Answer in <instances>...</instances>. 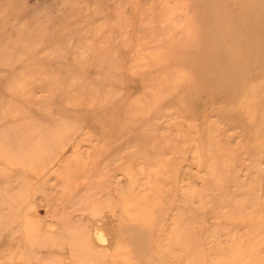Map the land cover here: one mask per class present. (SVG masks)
<instances>
[{"label":"rangeland","instance_id":"obj_1","mask_svg":"<svg viewBox=\"0 0 264 264\" xmlns=\"http://www.w3.org/2000/svg\"><path fill=\"white\" fill-rule=\"evenodd\" d=\"M207 2L0 0V264H264V0L226 72Z\"/></svg>","mask_w":264,"mask_h":264},{"label":"bare ground","instance_id":"obj_2","mask_svg":"<svg viewBox=\"0 0 264 264\" xmlns=\"http://www.w3.org/2000/svg\"><path fill=\"white\" fill-rule=\"evenodd\" d=\"M256 2L257 0H248L246 4L241 6L242 14L240 16H231L232 19L229 21L230 25H226L225 27L223 24H221L223 20L219 18V14L222 12V10H224V6L216 4V0H208L207 2L206 9L209 10L208 12L211 16L208 20V25L202 29L203 32L207 33L208 37V41L205 46V48L208 50V55L206 56L208 58V61H210L211 63L222 59L223 67L221 66V70L223 72H226L228 68L230 69V67L234 69L239 68L243 64L244 61H242L240 57L245 58L247 56H245L246 54H242V44H246L247 42H252V44L257 43L256 38L249 40L251 38L248 39L245 32L247 19L249 18V15L246 13L251 10V6L256 4ZM234 12L237 11L234 10ZM222 26L224 27V29H221ZM227 85V82L219 84L217 90L223 92L227 89ZM99 234V231H95V235ZM123 234L127 238V240H129L133 244H136V242L138 241V235L140 236L139 231L130 226L124 229ZM101 240L102 239H100V241ZM80 249H83V247H80Z\"/></svg>","mask_w":264,"mask_h":264}]
</instances>
